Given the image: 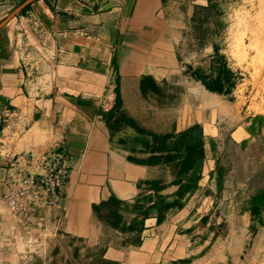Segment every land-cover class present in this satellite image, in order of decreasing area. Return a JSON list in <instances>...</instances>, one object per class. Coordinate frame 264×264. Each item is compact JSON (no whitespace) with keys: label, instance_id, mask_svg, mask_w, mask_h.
Masks as SVG:
<instances>
[{"label":"crops","instance_id":"crops-1","mask_svg":"<svg viewBox=\"0 0 264 264\" xmlns=\"http://www.w3.org/2000/svg\"><path fill=\"white\" fill-rule=\"evenodd\" d=\"M200 2L207 4L0 0V264H131L129 252L145 256L152 244L166 249L169 234L161 232L167 222L156 226L154 217L144 219L138 248L109 244L104 234H118L119 228L100 220L94 207L110 198L130 205L138 183L151 177L153 166L128 161L131 148L115 139L120 124L112 131L108 123L118 117L117 109L121 125L143 133L135 125L142 116L130 101L143 96L141 80L153 83L154 92H147L153 94L181 73L176 44ZM131 91L136 98L130 99ZM5 111L11 115L8 127ZM189 112L186 127L178 124L174 133L201 124ZM56 155L66 179L57 205L48 206L34 188L26 189L43 181ZM9 197L22 200L25 212L14 210ZM118 209L127 226L132 216L123 205ZM18 243L26 245L23 252ZM166 260L183 264L186 258Z\"/></svg>","mask_w":264,"mask_h":264},{"label":"rangeland","instance_id":"rangeland-1","mask_svg":"<svg viewBox=\"0 0 264 264\" xmlns=\"http://www.w3.org/2000/svg\"><path fill=\"white\" fill-rule=\"evenodd\" d=\"M190 21L183 42L176 44L181 73L162 83L157 92L130 101L129 107L142 116L135 125L143 133L120 123L115 139L134 149L132 157L145 159L150 135L173 134L168 146H174L181 133L174 129L178 124L186 127L191 110L201 124L193 137L182 141L199 149L198 138L203 155L181 176V160H176L153 166L151 177L138 183L130 205L138 200L139 206L125 208L132 216L129 223L143 215L154 217L156 226L167 222L161 233L169 235L164 251L152 244L144 257L140 249L129 252L128 261L169 264L166 257L184 256L183 264H264V0H207L195 6ZM217 73L219 92L198 80H213ZM134 95L131 91L130 99ZM124 112L131 118L128 110ZM152 181H160L164 189L155 192L149 185ZM180 184L190 185L180 199L181 208L163 211L157 222L159 197L172 202ZM132 229L105 233V240L113 246L138 248L144 221L140 230Z\"/></svg>","mask_w":264,"mask_h":264},{"label":"trees","instance_id":"trees-1","mask_svg":"<svg viewBox=\"0 0 264 264\" xmlns=\"http://www.w3.org/2000/svg\"><path fill=\"white\" fill-rule=\"evenodd\" d=\"M198 80L202 81L203 84L206 86V88L210 91H220V86L216 82H218V73L216 78L214 77L213 80L209 79L206 80V77L204 78H199ZM215 82V83H212ZM154 85L149 79H143L140 81V92L142 95H146L147 92H154ZM150 90V91H149ZM120 100L117 98L116 99V105L119 104ZM117 108V107H116ZM118 113V111L114 112V115H118V117H115L114 121H109L108 127L110 130H114L115 128L118 127L120 124V119L122 114H115ZM112 113L109 114V120L112 119ZM198 127L197 125L192 126L191 128L181 132L178 134L177 139L178 141H181L178 143V141L174 144V146L169 147L168 143H170V140L173 138V134L170 133H165L161 135H156V134H151L150 135V144L147 145L149 148V155L145 159H137L132 156L128 157V161L133 162L135 164H140V165H149V166H155L163 163H171L176 160H181L180 163V169L178 172V175L181 176L188 172L189 170L192 169L193 164L195 160L197 159L196 157H201L203 155V150L201 143L199 139L197 138L200 148L198 149L195 145H192L190 142L189 143H183V139L191 138L192 133L197 130ZM171 148V149H169ZM131 152H134V149H131ZM182 155V157H181ZM160 181H152L149 183L151 186L152 190H155V192H158L159 190L164 189L163 186L159 185ZM190 186V185H189ZM189 186H183L180 184L178 190L172 194L174 199L172 202L165 203L164 199L159 197V203L157 205H160V208H157V222L160 220V216L163 211H168V210H174V209H180L181 208V203L180 199L184 196L185 194V188H189ZM138 200H136V203L134 205H129L124 202L118 201L114 198H110L108 202L101 204L98 207H94V211L98 214L100 220H103L106 224H108L112 228H119L120 230H126L127 229H132L134 227H137L140 230V227L143 225V221L146 218V215H143L142 220L140 221H132V223H129L127 226L123 225L122 227V216L118 213V208H120L123 205V209L127 207H137L138 205ZM156 205V204H155ZM103 206H108L110 208L109 214L101 212V209ZM143 214H146L145 212ZM133 230V229H132Z\"/></svg>","mask_w":264,"mask_h":264},{"label":"built area","instance_id":"built-area-1","mask_svg":"<svg viewBox=\"0 0 264 264\" xmlns=\"http://www.w3.org/2000/svg\"><path fill=\"white\" fill-rule=\"evenodd\" d=\"M11 117L10 112L5 111L3 113V122L5 125L9 126V118ZM66 179V171L61 164V157L56 155L51 161V165L48 167L46 174L43 177V181L40 182L39 185L29 183V187L26 189V193L32 192V188L35 189L34 194L43 195L42 203L48 206H56L57 205V196L60 187L64 184ZM43 190L45 194H42L39 190ZM40 192V193H39ZM8 204L17 212H25L24 203L22 200H14L9 197L7 199Z\"/></svg>","mask_w":264,"mask_h":264},{"label":"clouds","instance_id":"clouds-1","mask_svg":"<svg viewBox=\"0 0 264 264\" xmlns=\"http://www.w3.org/2000/svg\"><path fill=\"white\" fill-rule=\"evenodd\" d=\"M28 243L31 244V241H29ZM25 247H26V245L21 244V245L19 246L18 251L23 252L24 249H25Z\"/></svg>","mask_w":264,"mask_h":264},{"label":"bare ground","instance_id":"bare-ground-1","mask_svg":"<svg viewBox=\"0 0 264 264\" xmlns=\"http://www.w3.org/2000/svg\"><path fill=\"white\" fill-rule=\"evenodd\" d=\"M234 37H235V35H234ZM33 140H34V139H33ZM17 245H18V246H20L21 244H20V243H18Z\"/></svg>","mask_w":264,"mask_h":264}]
</instances>
